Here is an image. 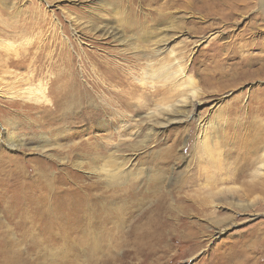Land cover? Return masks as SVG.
I'll return each instance as SVG.
<instances>
[{"label":"rangeland","instance_id":"1","mask_svg":"<svg viewBox=\"0 0 264 264\" xmlns=\"http://www.w3.org/2000/svg\"><path fill=\"white\" fill-rule=\"evenodd\" d=\"M98 20L118 28L134 44L142 43L141 30L126 32V20L160 28L170 21L180 23L178 31L187 36L170 47L185 49V61L202 82L207 102L187 122L157 129V134L150 136L146 127L139 136L127 137L125 132L118 156L125 158L124 168L137 174L129 190L125 183L107 188L94 175L67 164L78 176L77 185L92 186L93 207L87 213L94 209L100 217H87L85 212L57 228L17 229L0 206V264H219L243 242L248 251L236 264H264V193L256 191L253 208L241 216L231 208L215 209L203 185L189 183L205 157L197 150L200 119L212 123L209 147L222 150L224 174L244 168L264 150V0H0L1 88L17 80L22 85L33 76L35 85L48 87L58 79L57 88L68 81L90 89L94 83L114 84L99 67L101 61L117 76L138 62L128 51L133 46L126 48L124 42L93 31ZM199 41L204 42L195 47ZM124 87L122 82L119 90ZM96 93L103 96L102 89ZM22 104L0 97V153L26 165L28 183L46 198L52 199L56 189L60 193L75 187L67 182L70 175L59 182L66 167L58 157L93 161L94 154L107 157V150L120 144L113 132L109 141L104 128L79 135L86 128L72 125L76 106L69 104L70 112L54 122L52 113ZM1 123L21 148L5 149L8 134ZM44 134L49 157L36 151L45 145L40 140ZM87 139V146L75 149ZM240 182L236 188L241 189ZM21 187L4 185L0 191L18 194ZM48 205L45 215L50 218L54 206ZM230 217L237 225L219 233L215 221L225 223Z\"/></svg>","mask_w":264,"mask_h":264},{"label":"bare ground","instance_id":"2","mask_svg":"<svg viewBox=\"0 0 264 264\" xmlns=\"http://www.w3.org/2000/svg\"><path fill=\"white\" fill-rule=\"evenodd\" d=\"M172 7L168 6V9L170 10ZM99 21H96L93 25V31L100 33L104 38H112L117 42H124L123 46L125 45L126 48L133 46L130 50L125 49V53L131 51L135 61L138 62L128 70L125 69L124 75L121 73L120 76H117V73L112 72L107 64L101 61L98 64L99 67L103 69L102 72L107 76H111L108 77V81H114V84L105 82V84L101 85L94 83L92 89H90L74 81H68L57 88L58 79L52 81V87H48L47 84L42 82L35 85L34 76L32 75L33 77L22 83V85L17 80L14 84L4 85L5 89H2V86H0V97L5 98L9 102L21 101L23 102V108L52 113V120L54 122L58 118L57 116L66 115L70 112L68 111L69 107H67L69 104L71 107L76 106L77 109H75L78 110V113L73 119L72 125L74 127L80 125V127L84 126L86 128L82 132L80 131L81 134L79 135H85L83 134L84 132L92 131L94 128H104L109 133V141L113 133L117 134L121 139L119 141L120 144L113 146V150H107L109 153L107 157H103V154L101 155L99 152L94 155L92 154L93 156L90 159H93V161L88 162L84 158H81V156L77 160L58 157L61 164L66 167L60 172L59 182H63L61 177H68L70 175V179L67 182L75 185V187L67 188L66 190L61 189L60 193L56 189V193L52 199L46 198L37 186L28 183L26 176L28 169L26 170V165L22 166L20 165L21 163L16 164V161L12 162L9 155L1 152L0 186L7 185L12 187L20 184L22 186L18 194L0 191V206L3 207L2 209L7 215L8 222L14 228L28 229L33 226L42 227L44 225L57 228L69 223L73 217H82L85 212L87 217L99 216V214L94 213V209L90 215L87 213L88 208L92 209L91 206L93 207V205L90 206L93 202H91L92 195L89 193L92 186L77 185L79 182L78 176L73 175L69 171L67 164H70L78 172L83 171L94 175L100 182H104L107 188L125 183L128 186L125 188V191L129 190L132 186L131 180L137 174L128 168H124L125 158L121 159V156H118L122 150V138L126 137L125 132H128V134L126 133L127 137L139 136L140 129L146 127L150 136L157 134V129H162L171 124L187 122L193 117L192 112L198 106L207 102L204 101L207 98L203 100L205 92L201 86L202 82L197 80V73H192L185 61V49L177 51L175 48L170 47L172 42L184 39L187 36L186 32L178 31L180 27L177 29L176 24L179 25L180 23L174 24L170 21L168 26L160 28L151 26V23L148 22L147 24L142 23L139 25L140 23H137L135 20H126L124 25L126 32L134 31L135 29L141 30L142 43L134 44L131 42L132 38H127L126 34L124 36L118 28L109 26L106 23L102 24ZM202 42L204 41L195 43V47L200 46ZM122 82H125V91L119 90ZM14 85L20 86H18L19 88L16 86L15 89ZM101 89L103 96L96 93ZM57 91L60 92V97L55 95ZM154 98L156 99L155 101L152 100ZM208 101L211 102L210 100ZM145 111L146 113H144ZM101 117L104 119L97 126H91L93 121ZM111 121L114 122L112 123ZM200 121L198 141L201 146L197 150L201 154L204 152L205 157H202L201 165H198L193 171L189 183L192 186L201 187L203 185L205 195L210 198L215 209L231 208L233 211H236V214H246L253 208L254 198L252 199V197L256 191L264 193V150H262V153L261 151H257V154L261 153L258 159L246 162L244 168L237 171H232L230 168L224 174L223 172L226 169L222 150L220 148L209 147V143L212 141L210 139L212 138H210L207 132L212 127V123H207L202 119ZM116 124L117 126H113ZM2 128L3 132L8 134L4 141L5 149H19L23 146L15 142L13 134H11L10 138L9 130L3 124ZM40 140L45 145L37 148L36 151L49 157L50 155L47 153H51V151L46 134L41 135ZM88 142V139L81 141L79 145H76L75 149L78 150L81 147L87 146ZM98 161L103 162V164H99L100 166H98ZM241 178H245V181L242 182ZM239 182L242 183L241 189L236 188ZM33 188L36 190H33ZM48 204H53L54 206V214L50 218L45 215V213L49 212L48 207L50 206ZM212 212L214 213V211ZM215 224L214 227L216 229L218 226L221 227L218 228L221 234L232 226L237 225L232 217L225 223L215 221ZM237 245L233 250V256H229V259H223V263H220V260L219 264H236L237 259L239 260L244 257L248 251L247 242H243L240 246L239 244Z\"/></svg>","mask_w":264,"mask_h":264}]
</instances>
